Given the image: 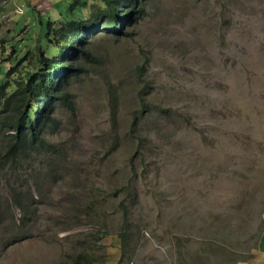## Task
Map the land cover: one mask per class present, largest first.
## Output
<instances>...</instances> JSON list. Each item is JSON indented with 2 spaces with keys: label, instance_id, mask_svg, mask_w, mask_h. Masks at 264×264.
<instances>
[{
  "label": "rangeland",
  "instance_id": "374dc122",
  "mask_svg": "<svg viewBox=\"0 0 264 264\" xmlns=\"http://www.w3.org/2000/svg\"><path fill=\"white\" fill-rule=\"evenodd\" d=\"M77 1L0 0V85L44 70L48 24L95 4L70 12ZM144 10L121 36L87 38L94 60L68 86L76 115H55L58 130L80 135L96 217L83 210L74 224L71 211L60 218L69 230L12 246L0 231V264H75L83 239L101 264H264V0ZM3 215L17 226L6 205Z\"/></svg>",
  "mask_w": 264,
  "mask_h": 264
},
{
  "label": "trees",
  "instance_id": "16d2710c",
  "mask_svg": "<svg viewBox=\"0 0 264 264\" xmlns=\"http://www.w3.org/2000/svg\"><path fill=\"white\" fill-rule=\"evenodd\" d=\"M147 1L78 0L80 6H71L70 12L85 7L88 2L95 4L86 18L63 21L58 28L48 24L52 43L48 46L53 51L43 59L47 65L44 70L16 83L7 80L0 85V186L6 190L5 201L4 193L0 195V231L7 245L46 237L47 233L57 236L69 230L61 227L60 218L72 212L78 213L72 219L74 224L82 222L83 210L96 217L99 201L85 190L83 169L88 164L84 160L85 152L82 158L80 135L70 136L58 130L55 115L64 110L76 115L74 95L68 86L94 60L89 46L92 40L87 38L96 39L101 30L107 35L121 36L123 27L137 22ZM246 106L249 120L254 121L256 108ZM122 191L117 188L114 192ZM80 197L85 200L80 201ZM5 205L16 227L2 223ZM119 209L123 210L127 223L128 206L122 202ZM120 235L125 246L129 234L125 230ZM80 241L85 249L77 254L75 264H101L96 259V248L86 239Z\"/></svg>",
  "mask_w": 264,
  "mask_h": 264
},
{
  "label": "crops",
  "instance_id": "0c3cea01",
  "mask_svg": "<svg viewBox=\"0 0 264 264\" xmlns=\"http://www.w3.org/2000/svg\"><path fill=\"white\" fill-rule=\"evenodd\" d=\"M6 8V7H5ZM1 14V13H0ZM2 15V14H1Z\"/></svg>",
  "mask_w": 264,
  "mask_h": 264
}]
</instances>
